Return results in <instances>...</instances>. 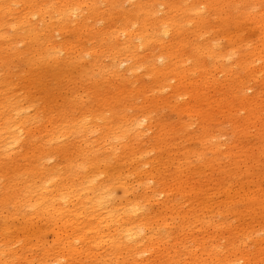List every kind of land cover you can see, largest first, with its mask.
Wrapping results in <instances>:
<instances>
[{"label":"rangeland","instance_id":"374dc122","mask_svg":"<svg viewBox=\"0 0 264 264\" xmlns=\"http://www.w3.org/2000/svg\"><path fill=\"white\" fill-rule=\"evenodd\" d=\"M137 1L147 3L149 0H118L117 10L122 14L134 11V5ZM191 1L197 0H189L188 3ZM260 1V5L257 4L255 9L251 7L248 11H253L254 14H262L264 12V0ZM15 3H12L10 7H6L8 9L12 7L13 9L11 8L10 11L14 10L13 13L16 15H8L6 21L4 19L6 24L0 22V26H2L0 27V29L2 28L0 33L10 40L13 37L17 38L14 32L15 29L17 30L18 25L15 26L14 23L25 13V5L19 2ZM96 5L100 11L107 9V4L103 0H98ZM233 5L234 2L227 4L229 8ZM45 6H49V4ZM155 8L159 11V17L165 15L167 8L163 6H155ZM194 12L196 13L197 10ZM195 13L191 16L194 20ZM45 19L46 24L49 23V19L47 17ZM113 21L114 27L110 29L111 32L115 30L116 25L120 22L116 19ZM207 21L206 27L196 36L200 41L208 40L205 43H210L218 58H223L226 65L232 67L237 60V56L234 55L236 47H231L229 40L219 36L220 25L213 16ZM31 22L37 29H41L43 23L40 18L33 17ZM109 24L111 25L110 22ZM99 25V27H103V24ZM188 28L193 30L190 24L186 26L185 30ZM104 29L108 30L107 24L104 25ZM235 30V26L232 24L227 27L228 34H232ZM238 32L249 41L246 46L257 44L261 36L260 30L256 28L252 21L241 22ZM11 33L14 35L11 36ZM54 36L56 42L67 41L69 43L75 39L73 32L69 34L55 32ZM40 39H43V37H40ZM124 39L123 34H119L115 40H112V43H115V46H119L120 43H124ZM170 40L171 35L169 33L160 38V43L166 44ZM1 43L5 44L3 41ZM85 43H87V49L92 46L88 42ZM17 46L22 51L21 53L17 54L13 50L9 58L0 59V105L6 108L7 105L17 101V104L23 109L27 108L28 113L31 115L32 122L30 123L33 124L31 125V133L40 130L42 134L38 138H25L22 134L19 142L15 144H8V141L5 143L2 139L0 142V264L115 263V257L118 258L120 253L114 255V248L110 247L113 244H110V246L105 245L108 243L107 241H105L106 243L95 244L92 242L94 238L93 236L91 238V235H87L88 237L90 236L88 240H91V242L78 237L82 234L80 228H84V225L88 223H84L87 216L84 208L89 206L90 202V204L96 205L94 208L96 215L100 214L99 212L101 211L102 215L106 216L109 210L113 211V213L115 212V215L118 214L117 212L121 201L124 200V195L121 187L112 184L114 183L112 178L121 174L124 177H128L129 181H133V178L129 176L131 165L128 164L125 158L122 160L127 151H129L128 155H133L134 159L132 161L137 162L136 164L141 168H144V163H148L145 166L147 169H150V167L161 168L159 171H164L162 175L167 181L186 175L188 170H190L189 172H194L195 181L202 179L201 184L204 185V193L197 195L194 204L197 205L204 202L210 204H207L206 209L208 210L203 211V213L200 208L196 211L200 219L210 226L208 225L201 230L202 232L193 231L192 235H187L186 232H182L181 222L177 219L175 212L172 215L170 212L167 213L166 225L161 221L157 222L161 229L170 233L168 239H171V241L167 247L174 248V250H171V255L175 256L174 261L179 260V264H193L189 254L191 250L189 247L191 244L193 247V241L187 240V237L195 238V240L197 238V241L204 240V242L212 239L223 250L227 248L231 238L241 239V235L247 230L246 233L249 232V238L247 237L246 245L239 247L241 252L248 255L250 253V256H252L264 246L262 240L264 239V206L262 202L251 204L248 202V199L259 188L264 190V169H259V166L258 168L249 169V176L245 179L242 176L245 174L244 165L238 162L237 167H239L237 168L234 165V159L229 156L230 152H235V150H232L235 144L243 150L254 144L252 136L255 134V129H252L253 131L250 130L246 140H238L232 135L231 124L222 122L213 126L215 138L201 145L197 140L200 135V129L198 130V127L194 125H187L189 118L179 112L180 109H184L183 104H180V109L177 110L173 104H157L151 105L149 108H141V100L135 98L127 101L123 107L114 106L112 108L114 104L111 101L106 104L107 107H104L105 104L103 103H94L95 101L91 94L98 86L104 88V93L107 91L111 92L113 87L119 85V78L123 76H125L124 78H129L126 90H131L134 87L135 83L133 82L135 80L124 73L129 63L120 67L119 73H121V77H118V79L115 77L105 78L100 73V69H94L91 77L85 73L91 65V59L87 52L84 60L74 62V59L77 61V58H74L71 65L62 67V70L57 71V73L45 72L42 67H37L40 64L36 62L33 63L31 61L33 64L27 66L26 47L24 48L21 44ZM153 52L157 53L158 49ZM141 53L142 49H137V54L140 55ZM59 56L63 59L67 57L64 52L60 53ZM103 62V65H108L110 60L108 58L104 60L103 58ZM156 64L158 66V64L163 63L158 60ZM253 65L254 71L259 72L261 63L255 62ZM35 66L36 68H33ZM83 75L89 76L91 79L85 80ZM215 77L223 81L225 74H215ZM171 78L168 77L167 83L173 86L176 81ZM92 81L97 83V87L92 84ZM148 81L149 78H144L139 82L148 83ZM254 85L257 86L254 83L249 84V87L241 92V98L251 97L254 90H250V87L254 88ZM162 92L163 94L158 93L157 96L161 97L162 95L167 98L170 95L169 90L166 88L162 89ZM73 97L80 98L81 102H77L75 105H68L66 101ZM5 98V103L2 104L1 102H4ZM186 101V98H181L182 103ZM108 108L114 112L118 111V115L114 113L111 116L110 113H106ZM87 114H89V117L85 119L84 116ZM241 115L243 116V114L236 115V122L241 123ZM79 119L80 121L81 119L87 121L86 125L91 127L94 132L85 133L84 136L77 135L70 123ZM107 121H110L112 125H107ZM162 125L168 126L169 134L171 132L176 134L175 137H166L163 133L162 137L165 142H161L157 147L155 136L160 134L158 126ZM108 126H111L112 130H116L115 139H110L105 143L102 142L100 144L102 147L99 145L101 153L96 154L94 151L95 140L100 139V131ZM111 131H109L108 135H111ZM185 132H189V138L186 137L187 133ZM191 137L193 139H190ZM262 142L264 143V141ZM212 150H217L216 156L213 155L214 151ZM200 153L201 155H197ZM215 157L217 160L211 164L210 168L203 169L201 167L204 159H213ZM260 162H264V156L261 157ZM95 163H98L99 166H92ZM187 164L190 167L188 170H186L188 168ZM102 171L105 173L103 174ZM106 179H110L109 185L104 187L102 182ZM132 183L137 189L135 194H141L149 201L146 209L151 214L160 213L163 202L166 199L170 200V204H178L180 213L193 208L189 199L184 197L183 194L180 196V193H176L173 187L169 195L159 196L156 193L158 192L157 186L150 180L145 182L142 189L138 188L135 182ZM223 185L229 188L230 196L233 198L229 206L224 204L227 203L228 199L221 190ZM198 188L200 187H196V189ZM79 189L80 191H78ZM91 191L94 192L91 193ZM240 191L242 192L240 193ZM51 192H54L53 196L58 195L62 203L66 204L64 211H60L61 214L60 212L54 213L55 215H50L49 218L35 214V209L33 210L32 207L42 202L43 197H49ZM78 192H80L79 195H76ZM262 196L264 194L260 195V197ZM93 200L97 202H93ZM73 206L79 207L74 215L71 212ZM97 209L100 210L98 211ZM105 213L106 215H104ZM214 226L216 228H213ZM101 227L105 230V226L102 225ZM69 252L71 255H68ZM94 252L102 253L103 255L104 253L107 255L111 253V255L107 258L104 257L106 262H99L96 257L98 254H94ZM156 263L153 258H150L148 253L140 255V257L138 255L136 259V264ZM213 263H216L215 259H213ZM233 264L243 263L233 261Z\"/></svg>","mask_w":264,"mask_h":264},{"label":"bare ground","instance_id":"6f19581e","mask_svg":"<svg viewBox=\"0 0 264 264\" xmlns=\"http://www.w3.org/2000/svg\"><path fill=\"white\" fill-rule=\"evenodd\" d=\"M103 1L107 4V9L104 11H100L96 5L98 0H0V22L2 23L4 19L6 21L8 15L14 14V10L12 12L10 11L12 7L8 9L6 6L10 7L15 2L25 5L24 15L14 23L15 26L18 25V28L16 27L17 30L15 29L14 32L17 38L13 37L10 40L0 33V59L9 58L13 50L17 54L21 53L22 51L17 46L21 44L24 48L26 47L27 66H31L36 62L40 64L36 66L42 67L45 72L51 71L57 73V71L62 70V67L71 65L74 58H77V61L74 59V62L84 60L88 52L91 65L85 72L86 74L92 77V71L94 69H100V73L105 78L115 77L117 79L121 77V73H119L120 67L123 64L129 63L124 73L125 75H130V78L135 80L133 82L135 83L134 87L131 90H126L129 78H124L125 76H123L119 78L120 83L118 86L113 87L111 92L107 91L104 93V88L97 87V83L92 81V84L97 87L93 91V94H91L93 95L94 103H103L105 104L104 107H107L106 104L111 101L114 104L112 108L114 106L123 107L127 101L135 98L141 100V108H149L151 105L157 104H173L177 110L180 109V104H183L184 109H180L179 112L189 118L187 125H194L198 127V130L200 129V135L197 140L201 145L215 138L216 135L214 134L213 126L221 124L222 122L231 124L232 135L238 140H246L250 130L253 131L252 129H255V134L252 136L254 144L245 150L235 144L232 147V150H235V152H230L229 156L234 159L233 161L236 167L239 164L238 162L244 165L245 174L242 176L245 179L249 176V169H254V167L258 168V166L259 169H264V162H260L261 157L264 156V143L262 142L264 141V12L262 14H254L253 11H248L251 7L255 9V5H260L261 1L197 0L194 2L191 1L190 3H188L189 0H149L147 3L137 1L134 5V11L123 14L117 10L118 0ZM229 2H234V5L230 8L227 6ZM47 4L49 6H45ZM155 6L167 8L163 17L158 16L159 11ZM196 10L197 12L195 13L194 11ZM193 12L195 13V20L191 18L194 14ZM212 16L219 22V36L229 40L231 47H236L234 55L237 56V60L232 67H228L223 58H218L210 43H205L208 40L204 39L200 41L196 36L206 27L207 20ZM33 17L40 18L43 23L41 29H37L32 24L31 18ZM46 17L49 19V23L47 24ZM115 19L120 22L116 25L115 30L111 32L110 29L114 27L113 20ZM243 21H252L256 28L260 30L261 36L257 44L246 46L249 41L238 32L240 24ZM99 24H103V27H99ZM105 24H107L108 30L104 29ZM189 24L193 30H190V28L185 30ZM231 24L235 26L236 30L232 34H228L227 27ZM11 28L14 29L13 27ZM55 32L61 34L73 32L75 39L69 43L67 41L56 42ZM169 33L171 40L166 44H161L160 38ZM119 34H123V38L125 37L124 43L115 46L112 40H115ZM13 35L11 33V36ZM40 37H43V39H40ZM1 41L5 42V44H2ZM85 42L90 43L92 46L87 49V43ZM140 48L142 49V53L139 55L137 54V49L139 50ZM157 49L158 52L154 53L153 51ZM62 52L67 55L64 59L59 56ZM103 58L104 60L105 58L110 60L108 65H103ZM158 60H161L163 64L156 66V61L158 62ZM255 62L261 63L259 72L254 71L253 64ZM36 66L33 68H36ZM215 74H225V79L221 81L215 77ZM89 76L83 75L85 80H90L91 77L89 78ZM168 77H172L171 79L176 81L175 85L171 86L167 83ZM144 78H149L148 83L139 82ZM251 83L257 84V86L254 85V88L250 87V90H254L252 96L241 98V92L249 87ZM164 88L169 90L170 95L167 98L161 95L163 97L161 99L157 94H163L162 89ZM6 98L4 102H1L2 104L5 103ZM181 98H186L187 101L182 103ZM68 101H66L68 105H75L77 102L80 103L81 99L73 97ZM1 108L0 142L2 139L5 143L8 141V144H15L19 142L22 134L25 138H38L41 136L42 131L40 130L31 133V125L33 124L30 123L32 122L31 115L28 113L27 108L23 109L17 104V101L16 103L7 105L6 108H3V106ZM108 109L106 113H110L111 116L114 113L118 115V111L114 112ZM240 114H243V116L241 115V123L235 120L236 115ZM88 117L89 114L84 116L85 119ZM73 121L70 125L77 132V135L84 136L85 133L94 132L91 130V127L86 125L87 121L84 119H81V121L80 119ZM106 124L112 125L110 121H107ZM158 128L160 134L155 136L157 147L161 142H165L162 137L163 133L166 137H175L176 133H168V126L162 125L158 126ZM111 130L112 127L108 126L103 128L101 130L102 132L100 131V139H96L94 143V151L96 154L101 153L99 145L102 142L105 143L110 139H115L117 134L116 130ZM109 131H111V135H108ZM185 133H187L186 137H188L189 132ZM190 139L193 138L191 137ZM100 146L102 147V145ZM216 151H214L213 155H215ZM127 153L121 159L124 160L125 158L128 164L131 165L129 176L133 178V181H129L127 179L128 177H124L121 174H117L118 176L112 178L114 179V183L112 184L121 187L124 195V200L121 201L118 212L116 210L118 214L115 215V212L114 214L113 211L109 210L107 211V215L106 213L104 214L106 216H103L101 211L99 212L100 214L96 215L94 211L96 205L88 202L89 206L86 208L82 207L88 216H86L84 223L88 222V225L85 224L84 228H80L82 234L78 238L80 239L81 237L82 239L88 240L90 236L88 237L87 235H91V238L92 236L94 238L92 242L95 244H101L105 241L108 242L107 244H105L106 242L103 243L105 245L110 246V244H113L114 246L112 245L110 247L114 248V255L120 254L118 258L115 257L116 261L112 264H136L138 255L140 257V255L142 256L145 253H148L150 258H153V261L157 262L156 264H179L180 261H174L175 256L171 255V250H174V248L167 247L171 241V239H168L170 233L161 229L157 222L161 221L166 225L167 213L170 212L172 215L175 212L177 219L181 222L182 232H186L187 235H192L193 231L199 232L206 228L209 224L204 223L196 211L200 208V211L203 213V211L208 210L206 209L207 204H210L208 202L194 204L197 195L204 193V185L201 184L202 179L195 181V174L194 172H189L190 170L188 169L190 167L187 164L188 168L186 170H188V173L186 175L178 176L167 181L162 175L164 171H159L161 168L150 167V169H147L145 166L148 163H144V168H141L136 164L137 162L132 161L134 159L133 155H128ZM197 155H201V153ZM216 160V157L213 159L206 158L202 161L201 167L208 169ZM92 166L98 167L99 164L95 163ZM228 176L230 175L228 174ZM109 180L101 181L102 185L104 187L109 185ZM148 180L157 186V195H169L173 187L176 193H180V196L183 194L184 197L189 199L193 208H189L184 213H180L178 209L179 205L170 204V200L166 199L163 202L161 212L151 214L146 209L149 201L146 200L145 196L135 194V190L137 189H135L132 183L135 182L138 188L142 189ZM63 185L65 186V184ZM196 187L200 188L196 189ZM221 190L228 199L227 203L224 204L229 206L233 199L230 196L229 188L223 185ZM93 192L91 191V193ZM53 193L51 192L49 197H43L42 202L32 207L33 210L35 209V214L49 218L50 215H55L54 213L64 211L66 204L64 205L62 203L58 195L53 196ZM79 193L76 195H79ZM261 194H264V190L259 188L257 192H254L253 195L251 194L252 197L248 199V202L250 204L262 202L264 206V196L260 197ZM80 199L82 198L80 197ZM93 202L97 201L93 200ZM76 206H73L71 210L72 215L77 213L76 209L79 207L76 208ZM102 225L105 226V230L101 227ZM77 227L76 229H78ZM213 228H216V226ZM246 232L247 230L243 232L241 239L231 238L229 245L223 250L212 239H210L211 241L206 240L210 242L207 243L204 240L197 241V238L195 240V238L191 239V237H187V240L193 241V247L191 243L189 247L191 249L189 252L191 255L190 260L193 261V264H214L213 259L216 261L215 264H233V261L243 264H264V246L252 256H250V253L248 255L240 251L239 247L247 244L246 240L249 232ZM262 240L264 242V239ZM94 254L98 253L94 252ZM68 255H71L70 252ZM109 255L111 253L108 255L99 253L96 255L98 258L96 260L106 262L104 257L107 258ZM171 260H173L172 263Z\"/></svg>","mask_w":264,"mask_h":264}]
</instances>
